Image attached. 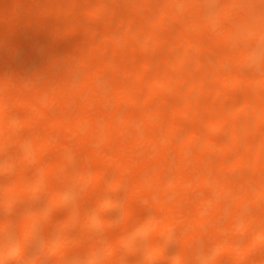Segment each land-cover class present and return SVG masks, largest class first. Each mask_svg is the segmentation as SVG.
<instances>
[{"label": "bare ground", "instance_id": "bare-ground-1", "mask_svg": "<svg viewBox=\"0 0 264 264\" xmlns=\"http://www.w3.org/2000/svg\"><path fill=\"white\" fill-rule=\"evenodd\" d=\"M8 1L5 2L7 3L6 6L1 7L0 5V152L6 147H9L8 150H10L9 141L11 135L15 134V131L11 133L14 130L11 125L16 127V124L17 126L25 124L28 125L27 128L31 127L33 130L26 136V142L21 140L23 136L19 137V142L25 143L26 147L21 152L22 155L20 154L18 159L8 161L9 163L1 166V169L9 170L11 166H15V169L12 168L14 172L16 169L21 170L19 165H22L25 169L29 160L36 159L35 163L37 159L41 158L43 160L42 156L44 155L45 158L47 151L50 152L51 149H58L59 153H55L57 154L55 157L52 154L54 158L49 157L50 160L47 158L45 159L46 162H41L43 167L41 166L35 175H32L30 179L28 178V181L23 179L18 183L13 181L9 187H7V183L2 184L6 186L4 188H8L2 190L3 192L6 191L4 196L10 195L1 199L3 206L7 207L11 203L12 206H10L13 207L16 202L12 203V201L23 200L21 199L22 194L44 189L47 190L44 207L51 211L53 204L57 207L60 198L63 199L65 195L70 194V191L71 194H74L75 191L78 193V187H84L83 184L91 182L90 179H93L92 185L96 186L97 191L92 195V202L89 203L88 207L91 203L92 206L87 212H85V209L84 214L81 213L82 218L77 220L81 223L83 231L88 233V228L91 230V228L96 227V225L93 226V221L99 220L94 218L96 208L107 206V195L104 197L101 192L121 187L120 185L127 179V176L134 174L135 177L131 180L132 182L128 181L129 199H136L133 200L135 203L147 204L150 208L154 207L155 212H147L148 210L145 207L143 209L147 211L143 210L144 214L138 217L137 223L132 228L124 224L123 233L117 237H120V240L117 241L119 244L130 241L131 236L134 234L137 236L144 234L146 237L145 242L149 241L146 242L149 250H141L142 252H150L156 248L154 241L157 244L158 242L162 244L160 242L165 241V239L168 240L169 236L171 238L178 236V242L183 251L179 250V254L177 253L178 258L176 261L178 262L180 259V261L185 259L182 255L186 253V257L188 259L191 257L189 260L192 262L193 259L194 261L196 259L195 262H197L202 258V260L207 261H204L205 263L211 261V254L218 257L219 253L224 252L229 253L235 261H240L245 255L249 256L254 252L259 253L256 249H261L264 255V248H262L264 246V0H124L128 4H122L128 6L125 12H120V15L114 13L116 9H123L116 2L120 0H114V3L111 2V5L108 6L105 4V0H84V5L78 6H85L87 14H91L90 17L93 16L94 18L95 16L97 18L98 16L101 19V14L107 16L110 13L108 18L102 17L103 20L108 19L110 24L118 21L123 29L125 27V30L118 35L113 34L116 33V29H122L119 26L114 32L110 29L112 33L107 32L103 35L99 31L101 26L95 25L96 23L91 24L94 25L91 26L90 23L78 21L81 25L84 23L89 26L85 28L80 27L78 24L80 30L82 28L85 30L83 34L87 37L82 42L79 39L81 43L76 47L73 45L75 48L68 49L70 47L66 46L68 50L64 52H56L59 39H63L65 36L62 33L79 30L78 27L73 24L61 28L64 22L61 26H58V21V25L50 26L53 20L45 16L57 14L60 18L63 15L62 11L64 14L66 13L63 10L64 7L68 8V6L76 5L80 0H61L60 2L53 0L58 4L50 0H42V3L40 0V4H36V0L34 3H24L23 0ZM28 2H31V0ZM118 5L122 9H119ZM115 15L117 16L115 17ZM67 16L70 17V15ZM47 19L52 20L51 23ZM67 19L69 20V18ZM111 19H114V21H111ZM77 20L78 18L75 21ZM170 20L175 22L176 28H173L172 32L167 31L166 34L162 35L163 38L159 43V32L157 30L159 31L160 27L165 29L169 26ZM32 28L36 32L34 36H40L39 32L42 33V31L50 32V34L45 37H35V43L31 42L32 45L28 40L23 39L32 34ZM103 30L106 31L107 28L101 31ZM81 36L83 35L81 34ZM28 37L30 36H27L26 39ZM98 37L100 40L97 42L95 40ZM160 45L163 48L166 46L167 53L171 56L167 57L166 53V57L161 62L162 65L154 59L151 61V58H149L140 60L134 66L128 67L125 65L122 68L116 67L114 61L110 64L106 63L103 56L110 46H115L114 48L110 47V50L120 51L121 56L126 54L122 49L127 50V52L130 50L128 46L133 50L149 51L151 48L160 47ZM170 50L172 53L169 52ZM116 51L114 50V52ZM198 51H202V54H199ZM208 51L213 57L210 58L211 62L214 61L212 63L204 55ZM110 52L114 54L113 51ZM115 55L113 57L116 58ZM129 55L134 57L136 54L132 52ZM129 55L127 53L128 57L133 58ZM210 55L208 53L209 57H211ZM59 59L62 60L60 62L62 65L57 64ZM118 61L120 60L116 62ZM123 61L120 64H124ZM203 62L207 64H203ZM254 63L259 64V70L255 68L256 71L254 69V71L251 70L252 72H247L246 65L254 66ZM25 65L33 69L31 72H27L29 74L25 72L26 69L24 70ZM57 65L61 70L58 71V81L51 74L52 72L55 74ZM152 65L157 68L153 66V69ZM149 69L154 71L152 72L154 74L150 76L148 81L146 80L148 75L145 76V74L148 73L146 71ZM78 70L84 72V74L76 75ZM206 73H209L210 78L217 75L216 80L213 78L211 80L212 82L215 81L214 84L207 82ZM108 84L113 88V92L110 90L113 96L107 94ZM13 85L15 89H12V91H15V93H10L12 91L9 88ZM237 87L239 91L242 90V87L246 88V93L242 90L245 98L242 97L240 101L238 99V103L234 102L233 107L224 103H221L222 106L218 103L221 97L232 96L228 94ZM169 89H174V92L178 94H173L176 97L179 96L174 98L172 95L169 99L173 105L167 100L170 103H166V110L169 108L171 111L169 113H173L169 114L167 118L168 111L158 110V107L155 109L156 107L151 104L163 97L164 92L169 91ZM248 92L252 94L250 95ZM203 94H206L205 99L209 96L208 98H212V101L207 99L208 102H204L205 99L202 100ZM164 98L162 99L164 100ZM172 98H174L173 101ZM184 99L186 104H184ZM139 103L147 107V109L143 108V113L138 114L139 112L137 113L136 110L129 109V107L140 108ZM168 105H172L173 111ZM14 106L17 108L24 107L27 114L23 113L25 116L16 117L19 116L16 115L13 117L14 111L12 110H16ZM52 106H54L53 108L59 106L60 110H57V112L54 110L55 113H53L50 109ZM123 106L126 107V110L129 109V112H124ZM217 109L219 110L216 111ZM226 109L228 112H226ZM8 113H10L12 122L7 128L8 124L6 122L10 121ZM202 113L207 114L203 116ZM236 118L241 122L239 123ZM196 119H198V123ZM203 119L205 125L207 122L208 129H205V126H200L204 122ZM160 124L163 125L162 129L159 127ZM196 126L200 128L198 129ZM226 127L228 132H225L228 135L226 134L227 139L222 144H218L215 139L216 143L211 140L215 129L219 132L224 128L226 129ZM54 129L60 132V136ZM251 133H256L253 135H256L257 139L254 136L253 139H250L252 138ZM57 136L59 138H56ZM12 137L16 138L15 135ZM13 142L11 143L14 144ZM72 143H75L74 147L70 146ZM21 144L17 142L15 145ZM195 147L197 148L194 149ZM214 152L218 156L217 161ZM223 152H232L233 154L228 155L226 153V157L220 160L221 155H224ZM218 160L220 161L218 162ZM48 161L50 162L47 163ZM212 165L213 168H211ZM239 165L247 166L244 167L247 178L245 179L243 175V178L240 179L241 182L233 176L231 178V172L235 171ZM35 167H38V165ZM247 168L249 169L246 170ZM91 170L92 173L90 174L92 176L90 174L88 176L87 172ZM252 170L255 171L253 174L251 173ZM30 171L26 173H30ZM107 172L109 175L115 173L114 176L110 175V179H108L110 183L106 180ZM229 174L230 177H228ZM86 175L87 177H85ZM15 178L17 181L19 176ZM58 179L60 180L58 181ZM72 181L75 184L79 183V186L76 185L73 188ZM192 191L194 195L191 194ZM3 192L0 191V193ZM10 192L15 196L11 195ZM71 194L69 198L75 197ZM88 198L90 199L89 196ZM115 201L117 202V200ZM125 201L129 203V201ZM30 204H28L29 207L35 205L30 206ZM257 204L260 208L258 210H263L261 212L258 210L251 212L252 206ZM11 207H8V209H11ZM131 207L123 209L125 217L134 214L132 213L134 210L129 209ZM248 207L251 208L247 210ZM33 208V212L26 211L23 215L21 214L16 223H13L15 224L14 227L8 225L4 227L5 225L1 221L3 225L0 226L7 228L6 230L13 228L12 232L9 233H14L7 237L0 236L3 237L0 239V264L8 257L6 255L9 253H15L21 258L23 255L22 251L19 252L21 247L27 246L24 245L27 243L26 240L38 231L36 230V224L37 221H41L43 216L42 218L40 216L44 212L37 214V210L35 212V207ZM46 214L48 213H44V216ZM222 217L224 219H221ZM74 220H72V224H74ZM68 223L69 221H66V225H69ZM178 227L181 230L183 229L182 234ZM3 229L0 230V235L4 232ZM57 231L54 234H57ZM58 232L57 236H60L56 238V241L59 240L57 242L59 244L57 246L54 244L56 250L50 251L51 254L55 253L52 255L53 257H58L64 263L70 257V254H66L69 251L66 247L70 248V245L68 241L67 243L63 241L66 236L61 233V230ZM97 234L100 235L95 230L94 237L101 241ZM242 235H244L243 237L246 236L245 239L238 240ZM87 237L81 239L83 244L88 245V257L86 255L87 258H85L87 264H109L107 258L106 260H100V258H105L109 254L113 255L114 249L111 247L113 241L106 239L105 244L100 241L98 243L92 238L91 244L89 242L91 237ZM61 238L62 240H60ZM180 239L182 241H179ZM52 241L50 239L45 240L44 250L41 249L38 256H36V253L35 256L39 259H42L41 256H47L48 254L45 251L51 247L53 248V246H50ZM145 242H142L143 247L146 246ZM191 242H195V244L204 243V250L201 254L199 253L201 257L198 256V260L195 254H198L197 251L200 248L196 250L197 247L194 246L193 249H190L193 256L188 255L190 250L184 251L192 245ZM52 243H55V241ZM75 243L82 244L80 239L76 240ZM102 244H105L107 250L104 249L106 252L104 253L109 254L100 257L101 254L98 256L96 253H98V247L100 249L104 248ZM194 249L195 251H193ZM57 250L60 251L59 256L56 255L59 254ZM61 250H65L63 255ZM64 255H67L66 258L63 257ZM60 256L63 258L60 259ZM207 256L210 257H208V260L206 259ZM36 257H33V261L38 260ZM45 258L47 257L42 260L45 261ZM261 259L257 260L260 261ZM81 260L84 261L81 256L77 257L74 264H81ZM98 260L100 263H98ZM49 261L50 257L46 263H49ZM258 261H249L246 264H250V262L259 264ZM27 262L30 264L32 261L30 259ZM37 262L39 263L40 260L35 261V263Z\"/></svg>", "mask_w": 264, "mask_h": 264}, {"label": "rangeland", "instance_id": "rangeland-1", "mask_svg": "<svg viewBox=\"0 0 264 264\" xmlns=\"http://www.w3.org/2000/svg\"><path fill=\"white\" fill-rule=\"evenodd\" d=\"M8 0H0V5H1V7H3V6H6L7 5V3H5V2H7ZM29 0H23V2L24 3H34L35 2V0H31V2H28ZM39 1L40 0H36V4H40L39 3ZM50 1H53V0H50ZM57 1H61V0H57ZM93 1H96V0H93ZM121 1V0H120ZM120 1H116L118 4H120L121 5V7L123 8H120L119 7V5L117 6L119 9H122V10H124V11H122V10H115V12L114 13H118L119 15L121 14L120 12H125L126 11V7L128 6H126V5H124V4H128V2L127 1H122V2H120ZM8 2H11V1H8ZM55 4L57 3L58 4V2H56V1H53ZM83 2H85L84 0H80L76 5H73V6H68V8H63V10L66 12L65 14H64V12L62 11V13H63V15H61L60 16V18L57 16V14H51V16L50 15H47V16H45L46 18L47 17H49V19H52V20H49V19H47V20H49L48 22L49 23H51V21L53 22V23H55V24H53V23H51L52 25H50V26H53V25H58L57 23L59 22V25L58 26H61L62 25V22H64L63 23V26H61V28H64V27H66L67 25H76V27H78L79 25H80V27H89V26H87V25H85L84 23H87V24H89V25H91V24H94V23H96L95 25H98V26H101V28L102 29H106L107 28V30L106 31H101L102 29L101 28H99L100 30V32H102V34L103 35H105L107 32H109V34L110 33H112V32H114L115 31V29L116 28H119V26H120V28H122V26L118 23V21H116V23H111V24H113V25H111L110 24V22L108 21V19H106V20H103V18H108L109 17V15H110V13H109V15H103V14H101L102 15V17H100L101 19H99L98 18V16H97V18L94 16V18H93V16H91L90 17V13H89V15L87 14V12H86V10H85V6H81V7H79L80 5H84V3ZM110 2V3H109ZM111 2H113L114 3V0H105V4L108 6V5H111ZM115 2V4H117ZM41 3H42V0H41ZM122 3H124V4H122ZM10 4V3H9ZM79 5V6H78ZM112 5H114V4H112ZM36 6H38V5H36ZM75 9V10H74ZM76 9L78 10V11H80L79 13H78V11L76 12ZM82 9V10H81ZM84 10V11H83ZM83 11V12H82ZM69 14H68V13ZM73 12V13H72ZM109 12H111V10H109ZM74 13H76V14H74ZM86 13V14H85ZM105 13H107V12H105ZM104 13V14H105ZM78 14V15H77ZM55 15V16H54ZM67 15H70V17L69 16H67ZM77 15V16H76ZM82 15H84L83 17H82ZM88 15V16H87ZM118 15V16H119ZM72 16H75V17H72ZM79 16V17H78ZM87 16V17H86ZM117 15H115V17H116ZM189 16V15H188ZM50 17H53V18H50ZM69 18V20L67 19V18ZM82 17V18H81ZM46 18H44V19H46ZM65 18V19H64ZM78 18V20L77 21H75L76 19ZM80 18V19H79ZM43 19V18H42ZM99 19V20H98ZM58 21V22H57ZM81 22V21H83L84 23H82V25H84V26H82L81 25V23H79V22ZM103 21V22H102ZM107 21V22H106ZM111 21H114V19L112 20L111 19ZM75 22V23H74ZM48 23V24H49ZM65 24V25H64ZM79 24V25H78ZM110 25V26H109ZM57 26V27H58ZM91 26H94V25H91ZM90 26V27H91ZM116 26V27H115ZM118 26V27H117ZM176 26V24H175V22H173V21H171L170 20V23H169V26H167L165 29L163 28V27H160V29H159V31L157 30V32H159V37H158V42L160 43V40H162V35H164V34H166V32L168 31H171V30H173V28H176L175 27ZM80 27H78L77 29H79V30H74V31H70V32H65V33H62V34H64V35H62V36H64L63 37V39H59V41H58V43L59 44H57V46H56V52H58V51H60V52H64L65 50H68V49H71V48H75L77 45H79L83 40H84V38L85 37H87L86 35H84L83 33H84V29L82 28V30H80L81 28ZM103 27H105V28H103ZM111 27V28H110ZM115 27V28H114ZM165 27V26H164ZM108 29H109V31H108ZM110 29H112V30H110ZM33 30V31H32ZM32 30H31V32H32V34H30V35H27V34H29L28 32H27V36H30L32 39L30 40V37H28V39H26V37L25 36H23V37H25V38H23V39H25V40H28V42H32V43H35L34 42V39H35V37H37L38 36V38H40V36H42V37H45L46 35H48L49 36V34H50V32H44V31H42V33L41 32H39V34H40V36L39 35H37V36H34V35H36V32H34L35 30H34V28H32ZM37 31H41L40 29H36ZM125 30V27H124V29L122 28V29H116V33H113V34H115V35H118V34H120V33H122L123 31ZM81 31V32H80ZM83 31V32H82ZM112 31V32H111ZM34 32V33H33ZM105 32V33H104ZM172 32V31H171ZM38 33V32H37ZM79 33H80V35H79ZM81 34L83 35V36H81ZM101 34V35H102ZM113 34H112V36H113ZM24 35V34H23ZM99 35V34H98ZM48 36L46 37V39L48 38ZM67 36V37H66ZM41 37V38H42ZM207 37V36H206ZM66 38V40H64ZM83 38V39H82ZM42 39H45V38H42ZM79 39H80V41H79ZM95 39V38H94ZM36 40V39H35ZM37 40H39V39H37ZM61 40H63L62 42H61ZM98 40H100L99 39V37H98V39H96L95 41H97L98 42ZM27 42V41H26ZM31 43V44H32ZM61 43H62V45H61ZM76 44V45H75ZM33 45V44H32ZM73 45L75 46V47H73ZM108 45H110V44H108ZM111 45H114V44H111ZM66 46L67 47H70V48H66ZM111 48H114L115 46H110ZM109 47V49L108 50H106L105 51V53L103 54V56H104V59H106V63H108V64H110V62H113L114 61V63L116 64V67H122V68H124L125 67V65L126 66H128V67H131V65L132 66H134L136 63H139L140 62V60H142V59H149V58H151L150 60L152 61V59H154V61H157L159 64H161V62H163V59L166 57L165 56V54L168 52V49L166 48V46H164L165 48H163L162 47V45H160V47H156V48H151L149 51L147 50V51H143V50H138V49H135V50H133V49H131L129 46H128V48L130 49H128L129 51L127 52V50H124V49H122L123 51H125L126 52V54H123V55H121L120 56V54H121V52L120 51H116V49H113V50H110L111 48ZM65 48V49H64ZM125 48H127V47H125ZM114 50L116 51V52H114ZM121 50V49H120ZM131 50H133L132 52L133 53H135L136 55L133 57V55H129V54H131L132 52H131ZM110 51H113L114 52V54L112 53V52H110ZM118 52V53H117ZM130 52V53H129ZM142 52V53H141ZM169 52H171L172 53V51L170 50ZM117 53V54H116ZM127 53H128V55L129 56H132L133 58H131V57H128L127 56ZM198 53L199 54H202V51H198ZM208 53H209V55H210V52L208 51ZM208 53L206 52V53H204V55L205 56H207L208 57V60L210 61V58H213L211 55V57H209L208 56ZM60 54H62V53H60ZM116 54V55H115ZM170 54V53H169ZM174 54V53H173ZM193 54H195L194 52H193ZM213 54V53H212ZM117 56L116 58H119V59H116L115 57H113V56ZM126 55V56H125ZM196 55V54H195ZM217 55V54H216ZM215 55V56H216ZM169 55H168V53H167V57H168ZM192 56V55H191ZM202 56V55H201ZM200 56V57H201ZM106 57V58H105ZM110 57V58H109ZM115 58L114 60H113V58ZM169 57H171V56H169ZM109 58V59H108ZM112 58V59H111ZM125 60H124V59ZM199 58V57H198ZM202 58V57H201ZM215 58V57H214ZM217 58V57H216ZM122 59V60H121ZM127 59V60H126ZM133 59V60H132ZM117 60H120V61H118V62H116ZM124 60V61H123ZM207 60V61H208ZM216 60V59H215ZM58 61V63L57 64H61L62 65V63H60L62 60H57ZM125 62L124 64L122 63V64H120V62ZM132 61H134V62H132ZM206 61V60H205ZM212 62H214V61H212ZM211 61H210V63H212ZM130 63V64H129ZM157 63V64H158ZM120 64V66H118ZM203 64H207V63H205V62H203ZM258 64V63H257ZM257 64H255L254 63V66L253 65H246V70H247V72L248 71H254V69L256 68L257 70H259L258 69V67H259V64L257 65ZM81 65H83V64H81ZM162 65V64H161ZM256 65V66H255ZM29 66V65H28ZM58 66V67H57ZM56 66V71H55V74H54V72H52L51 74L53 75V77H55V80L56 81H58L57 80V78H58V74H59V72L61 71L60 70V67H59V65H57ZM78 66H80V65H78ZM154 65H152L151 67H153ZM206 66V65H205ZM204 66V67H205ZM253 66V67H252ZM261 66V65H260ZM150 67V68H151ZM154 67H156V66H154ZM154 67H153V69H154ZM158 67H160L159 65H158ZM250 67H252V68H250ZM59 68V69H58ZM82 68H85V67H82ZM122 68H119V69H122ZM157 68V67H156ZM162 68V67H161ZM164 68V67H163ZM228 68H229V66H228ZM227 68V69H228ZM245 68V67H244ZM28 70V71H26V70ZM78 69V68H77ZM226 69V70H227ZM256 69H255V71H256ZM24 70H25V72L27 73V72H31V70H33L32 69V67H27V65H25V67H24ZM158 70V69H157ZM229 70V69H228ZM231 70V69H230ZM233 70V69H232ZM245 70V69H244ZM243 70V71H244ZM59 71V72H58ZM150 71H151V73H150ZM204 71V70H203ZM251 71V72H252ZM146 72H148V73H146L145 74V76L146 75H148L147 76V78H146V80H148L149 78H150V76H152L154 73H152V72H154V71H152L151 69H149V70H147ZM217 72V71H216ZM226 72V71H225ZM151 75H150V74ZM27 74H29V73H27ZM77 74H84V72H80V70H78V72H76V75ZM74 75V74H73ZM206 80H207V82L208 83H212V84H214L213 82H215V81H211L212 80V78L213 79H215L216 80V78H218V77H216V76H211L212 78H210V76H209V73L207 74L206 73ZM229 75V74H228ZM209 76V77H208ZM223 76V74L221 75V77ZM30 77V76H29ZM39 78H41V77H39ZM121 78H122V76H121ZM41 79H43V78H41ZM39 81H41V80H39ZM149 81V80H148ZM218 81V80H217ZM243 86V85H242ZM244 87V86H243ZM241 88L245 93H246V91H245V89L244 88ZM10 89V91H12V89H15V86L13 85V86H11V88H9ZM106 90H107V94L108 95H110V96H113V95H111V94H113L112 92H113V88H111V86L108 84L107 85V88H106ZM112 92H111V91ZM242 90L241 91H239V89H238V87L237 88H235V90L233 91V92H231V93H229L228 95H232V96H229V97H227V95L226 96H223V97H221L220 99L221 100H218V103L220 104V105H222L223 103L225 104V105H228V106H230V107H233V103L234 102H237L238 103V99H239V101L240 100H242V97H244L243 96V94H244V92H242ZM10 91H7V92H10ZM239 91V92H238ZM248 91V90H247ZM264 91V90H263ZM108 92H111V93H108ZM239 94H238V93ZM242 92V93H241ZM10 93H15V91H12V92H10ZM165 94L163 95V97H160L159 99H157V101L156 102H154V103H152L151 105H153L154 107H156L155 109H157V107H158V110H161V111H168V114H167V118H168V115L169 114H173V113H169V112H171L170 110H169V108H168V110H166V103H170L171 101L169 100V99H171V97H172V95H173V97L175 98L176 96L175 95H177L175 92H174V89L172 90V89H169V91H165L164 92ZM175 95H174V94ZM249 93V92H248ZM250 94V93H249ZM252 94V93H251ZM250 94V95H251ZM259 94V93H258ZM262 94V93H261ZM204 95V94H203ZM203 95H202V97H203ZM240 95H242V96H240ZM257 95V94H256ZM12 96V95H11ZM179 96V95H178ZM178 96L176 97V98H178ZM205 96H206V94L204 95V97H203V101H204V99H205ZM247 96H248V94H247ZM165 97V98H164ZM209 96H207V99H210V101H212L211 99L212 98H208ZM241 97V98H240ZM249 97V96H248ZM256 97V96H255ZM162 98H164V100L166 101H164ZM174 98H172V101H173V99ZM245 98V97H244ZM257 98V97H256ZM259 98L261 99V97H260V95H259ZM264 98V97H263ZM10 99V98H9ZM163 100V102H161L162 100ZM207 99H205V101L204 102H208L207 101ZM252 99V98H251ZM167 100H169L170 102H168ZM237 100V101H236ZM184 101H185V99H184ZM177 102V101H176ZM182 102V101H181ZM222 103V104H221ZM125 104H127V103H125ZM171 104H172V102H171ZM184 104H186V101H185V103ZM183 104V105H184ZM204 104V103H203ZM240 104H241V102H240ZM137 105H138V103H137ZM147 105H150V104H147ZM173 105V104H172ZM172 105L170 106V105H168L170 108L172 107ZM202 105V104H201ZM126 106V105H125ZM127 106H129V105H127ZM139 106H140V108L139 107H136V108H134V107H129V109H131V110H136V112L138 113V114H140V113H143L142 111H144V109H147V107H146V105H143L142 103H139ZM142 106V107H141ZM215 106V105H214ZM223 106V105H222ZM222 106H220V107H222ZM235 106H236V104H235ZM240 106V105H239ZM15 107V106H14ZM54 106H52L50 109H51V112H53V113H55V112H57V110L59 111L60 110V107L59 106H57L56 108H53ZM154 107H153V109H154ZM165 107V108H164ZM16 108V110L14 109V110H12V111H14L13 112V117H15L16 115H19V116H16V117H20V116H23L24 114L26 115L27 114V111H26V109H24V107L22 108L21 106H20V108H17V107H15ZM128 108V107H127ZM134 108V109H133ZM144 108V109H143ZM160 108V109H159ZM202 108V107H201ZM216 108H217V106H216ZM227 108V107H226ZM237 108H238V106H237ZM8 109V108H7ZM9 109H12V108H9ZM19 109V110H18ZM21 109V110H20ZM23 109V110H22ZM129 109H127L126 110V107H124L123 106V111L124 112H129ZM139 109V110H138ZM228 109V108H227ZM227 109H226V112H228L227 111ZM234 109H235V107H234ZM54 110H56L55 112H54ZM171 110L173 111V109L171 108ZM219 109H217L216 111H218ZM9 111V110H8ZM16 111V112H15ZM24 111V112H23ZM26 111V112H25ZM200 111H202V110H200ZM199 111V112H200ZM220 111H221V109H220ZM223 111V110H222ZM232 111V110H231ZM50 111L48 112L49 114L51 113ZM15 113H17V114H15ZM24 113V114H23ZM163 113V112H162ZM10 113H8V118L10 119V121L8 122H6L7 124H8V126H6L7 128L11 125V118H10V115H9ZM166 114V113H165ZM200 114H201V112H200ZM203 114V116H206V114L207 113H202ZM209 114V113H208ZM24 115V116H25ZM11 116H12V114H11ZM190 116V115H189ZM248 116V115H247ZM12 117V118H13ZM170 117V116H169ZM249 117V116H248ZM22 118V117H21ZM193 118V117H192ZM243 118V117H242ZM190 119H191V117H190ZM190 119H188L189 121H190ZM202 119V118H201ZM201 119H199V120H201ZM237 119V118H236ZM15 120H16V118H15ZM15 120H13V121H15ZM122 120H124L123 118H122ZM193 120V119H192ZM204 120V119H203ZM242 120V119H241ZM237 121H239V123L241 122L239 119H237ZM165 122H166V120H165ZM192 122V121H191ZM190 122V123H191ZM193 122H195L194 120H193ZM192 122V123H193ZM196 122L198 123L199 121H198V119H196ZM203 122V121H202ZM15 123V122H14ZM205 123V120H204V122H203V124L201 123H199L200 124V126L202 125V126H205V129H208V127H207V122H206V125L204 124ZM6 124V125H7ZM18 124H20V123H18ZM23 125H25V124H22V125H20V126H17V124H16V127L14 126V125H11V126H13L14 128V130L11 132V133H14V131H15V134H13V135H15V137L16 138H14V137H12L13 135H11V139H10V150H8V148L9 147H6L4 150H2L1 152H0V185H2V184H4V183H7V187H9L10 185H11V183L14 181V182H19L21 179H23V180H26V181H28L31 177H32V175H35V173H37L36 171H39L40 169L39 168H41V166L43 167V164L41 163V162H46L45 161V159H47L48 158V160H50V158H54L55 156H57V154L59 153V150L58 149H51L50 150V152L49 151H47L48 153H50V154H48L47 153V155H45L46 157L44 158V155L42 156L43 157V160L40 158V159H37V162L38 161H40V160H42V161H40V162H38V164H37V162L35 163V161H36V159H32V160H29L27 163H26V166H25V169H23V167H22V165L20 166L19 165V167H21L20 169L21 170H18V169H16V170H14V172H13V169H15L16 167L15 166H11L10 164H9V166H11L10 168H9V170H2L1 169V166H4V165H6L5 163H9L10 161H13V159H18V157L20 156V154H21V152H23L25 149H26V147H25V143L23 144V142H19V137H21V136H23V137H21V140L23 141V140H25V142H26V136L28 135V134H30L31 132V130H33V129H31V127L30 128H27L28 127V125H25V126H23ZM188 125V124H187ZM5 126V125H4ZM22 126V127H21ZM162 126L163 125H161L160 124V128L162 129ZM197 127V126H196ZM262 127V126H261ZM187 128H189V127H187ZM198 129L200 128V127H197ZM263 128H264V126H263ZM16 129H17V131H16ZM204 129V128H203ZM223 129V128H222ZM7 130H9V129H7ZM19 130H21V131H19ZM29 130V131H28ZM228 129H227V127H226V129L224 128L223 130H221V131H216V129L213 131V133L214 134H212V138H211V140H213L214 142H215V140H216V142L218 143V144H222V142L225 140V139H227V131ZM262 130V129H261ZM54 131L60 136V132L58 131V130H56V129H54ZM205 131V130H204ZM207 131V130H206ZM225 131H227V132H225ZM55 132H52V133H55ZM23 133V134H22ZM185 133H186V131H185ZM19 134V135H18ZM227 134V135H226ZM253 134H256V133H251L250 134V136L252 137V138H250V139H253V136L254 137H256V135H253ZM54 136H56V135H54ZM18 137V138H17ZM209 137H210V135H209ZM24 138V139H23ZM56 138H59L58 136L56 137ZM55 138V139H56ZM215 139V140H214ZM249 139V138H248ZM256 139H257V137H256ZM15 140V141H14ZM217 140H220V141H217ZM14 141V142H13ZM57 141H58V139H57ZM228 141V140H227ZM11 142H13L14 144H12ZM17 142H18V144H21V145H15V144H17ZM215 142V143H216ZM199 143V142H198ZM228 143V142H227ZM211 144V143H210ZM12 145V146H11ZM195 146H197L196 144H194ZM212 145V144H211ZM217 145V144H216ZM224 145H225V143H224ZM70 146H72V147H74L75 146V143H72V144H70ZM201 146V145H200ZM199 146V147H200ZM12 147V148H11ZM25 147V148H24ZM211 147H213V146H211ZM14 148V149H13ZM197 147H195L194 149H196ZM108 149V148H107ZM12 150H14V151H12ZM190 150H192V148H190ZM213 150V149H212ZM9 152V154H8V152ZM12 151V152H11ZM15 152V153H14ZM197 152V151H196ZM217 152V151H216ZM227 152H229V151H227ZM227 152H223L224 153V155H221V158H220V160H222L223 159V157H226V153ZM55 153H57V154H55ZM54 155V157H53V155ZM67 154V153H66ZM69 154V153H68ZM200 154V153H199ZM214 155H215V152L213 153ZM228 155H231V154H233L232 152L231 153H227ZM22 155V154H21ZM211 157H212V154L210 155ZM216 156V161H217V158H218V156L217 155H215ZM233 156V155H232ZM50 157V158H49ZM171 157V156H170ZM230 157V156H229ZM7 158V159H6ZM225 159V158H224ZM227 159H228V157H227ZM232 159V158H231ZM52 160V159H51ZM220 160H218V162L220 161ZM7 161V162H6ZM9 161V162H8ZM50 161H48L47 163H49ZM47 163H45V164H47ZM30 164V165H29ZM45 164H44V166H45ZM219 164V163H218ZM8 165V164H7ZM15 165H18V164H15ZM33 165H38V167H35V166H33ZM213 165H216V164H213ZM213 165L211 166V168H213ZM31 166V167H30ZM18 167V166H17ZM18 167V168H19ZM71 167V166H70ZM215 167V166H214ZM244 167H247V166H245L244 165ZM244 167H243V165H239V166H237V168H236V170L235 171H233V172H231V178H232V176L235 178V179H239V181H240V179H242L243 177H245V179L247 178L246 176H245V171H244ZM13 168V169H12ZM29 168H31V169H29ZM8 169V168H7ZM28 169V170H27ZM34 169V170H33ZM216 169V168H215ZM214 169V170H215ZM249 168H247L246 170H248ZM30 170H32V171H30ZM18 171H20L19 173H15V172H18ZM27 171H30V173L28 172V173H26ZM216 171V170H215ZM253 171V170H252ZM22 172V173H21ZM115 172H116V170H115ZM214 172V171H213ZM218 172V171H217ZM243 172H244V174H243ZM255 171H253V172H251L252 174L254 173ZM90 173H92V170L91 171H89V172H87V175L88 174H90ZM215 173V172H214ZM248 173V172H247ZM257 173V172H256ZM15 174H17L16 176H17V178H18V176H19V178L17 179V181H16V176L14 177V175ZM28 174V175H27ZM82 174H85V173H82ZM249 174H250V171H249ZM258 174V173H257ZM87 175L85 176V177H87ZM110 175H112V174H110ZM110 175H109V173L107 172V174H106V180L108 181V179H110ZM114 175H115V173H114ZM114 175H112V176H114ZM244 175V176H243ZM251 175V174H250ZM255 175V174H254ZM89 176V175H88ZM90 176H92V174H90ZM111 176V177H112ZM131 176V177H130ZM243 176V177H242ZM134 177H135V175L133 174V175H129V176H127V179L123 182V184H121L120 186L121 187H117L116 189L114 188V190H107V192L106 191H104L103 190V192H101L103 195H104V197H105V195H107L106 196V199H107V201L109 202H107L106 204H107V206L106 205H104L103 206V208H96L97 210H96V213H95V215H94V218H97V219H99V220H94L93 221V226H95L96 225V227L95 228H91V230H90V228H88V230H89V232L88 233H86V232H84L83 231V228L81 227V223L79 222V221H77V220H79L78 218H82V214H84L83 213V211H85V209H86V211L85 212H87L88 211V209L92 206V203L90 204V207H88L89 206V203L90 202H92V195L94 194V192H96L97 191V188H96V186L95 185H92L93 184V179H90V181L91 182H87V181H85V182H87L86 184H83V185H85L84 187H78L79 185V183H77V184H75L74 182H76V180H74V182L72 181L71 182V185L73 186V188H75V186L76 185H78L77 187H78V193H76L77 191H75L74 192V194H71L72 192L70 191V194L72 195V196H75V197H70L69 198V195L70 194H68V195H65L64 197H63V199H59V201L57 202V203H59V204H57V207H55V204H53V206H54V208H53V206H52V209H51V211H49L48 210V208H46V207H44L45 205V200H44V198H45V196H46V191L47 190H44V189H39V190H37V191H33V192H31V193H24V194H22L21 195V199H23L22 201H20V200H14V201H12V203H14V202H16V203H14V206L13 207H11L12 205H11V203L7 206V207H5V206H3V203H2V200L1 199H4V198H6L7 196H10V195H8L7 194V196H4L5 194H4V192H6V191H2L3 189H8V188H4V187H6V186H0V191L1 192H3V193H0L1 195V197H3V198H1L0 197V225L2 224V222L1 221H3V223H4V227H7V225L8 226H12V227H14V225L15 224H13V223H16V220L17 219H19V217L21 216V214L23 215V213H26V211H32L33 212V210L32 209H34L33 207H35V212H36V210H37V214H39V213H41V212H44V213H48V214H46L45 216H44V213H43V215H41L40 217L42 218V216H43V218L41 219V221L39 222V221H37L38 223L36 224L37 226H36V230H38V231H36V232H34L33 233V235H31L32 237H29L28 238V240H26V244H24V245H27V246H22L21 247V249H20V251L19 252H21V253H23V255H22V257L20 258V257H18L17 255H15V253L14 254H12V253H9L8 255H6V257L7 258H5V260L3 261V263H1V264H28V260H30L31 259V261L32 262H34V263H30V264H40V263H42L43 264V262H45V264H59V263H63L62 261H60L59 259H58V257H53L52 255L53 254H55V253H53V254H51V251L50 250H56L55 249V245L57 246L59 243H57V242H59V240L58 241H56L57 239L56 238H58L59 236H57L58 235V231H60L61 230V233L64 235V236H66V239L65 240H63V241H65V243H67V241H68V244L70 245V248L67 246L66 248H68L69 249V251L65 248V250L66 251H68V252H66V254H70V257L63 263V264H74V262H75V260H77V257H80L81 256V259H84V261L83 260H81L80 261V263L81 264H87V259H85V258H87L88 257V245L87 244H83L82 242V240L83 239H86V238H88L87 236H90L91 238H90V243L92 244V238H94L97 242L98 241H100V239L99 240H97L95 237H94V234H95V230H96V232L97 233H99L100 235H101V237H100V235H98V237L99 238H101V243H105L106 244V239H111V241H113V242H111L112 243V246L111 247H113V249H114V252H113V255L112 254H109V253H107V254H109L108 256H105V258H103L102 256L103 255H107V254H105L106 252L104 251V249H105V244H102V247H104V248H101L100 249V247H98L97 245H100V244H97V245H95V246H97L98 248H99V250H98V253H96L98 256H100V254H101V256L100 257H102V258H100V260H106V258H107V260L109 261L108 263L109 264H209V263H211V264H230V263H233V264H246V263H248L249 261H254V262H257L258 260L257 259H261V257H262V262H261V260L260 261H258L259 262V264H261V263H263L264 264V255H263V251H261V249H256V251H258L259 253H256V252H254V251H252V252H254V253H252V254H250L249 256H244V258L243 259H240V261H235V260H233L232 259V257H230V255H229V253L227 254V252H224V253H219L218 254V257H217V255H212L211 254V261L209 262L208 261V263H205V262H207V261H205L204 259L202 260V258H200L201 259V261H199L200 259H199V257H201L200 256V254H201V252L204 250L203 249V242H200V243H202V244H195V242L193 243V242H191L190 244H192L191 246H189V248H186V249H184V251H186V250H190V249H193V247L195 246V248H196V250H198L199 248V251H197L198 252V254L196 253L195 255L197 256V262H195L196 261V259H195V261H194V259H193V262L191 261V260H189L191 257H189V259L186 257V254L185 255H182L183 256V258H185L184 260H182V261H180L179 260V262L178 261H176L177 260V253L179 252V250H181L182 248H181V246L179 245V242H178V236L176 237V238H171L170 236H169V239L168 240H166L165 239V241H163V242H160V243H162V244H159V242H158V244L156 243V241H154L155 242V244H154V246L156 247V248H154L155 250H153V251H150V252H148V251H145V252H142V250L141 249H145V250H149L148 249V245H147V243L146 242H149V241H146L145 242V236H144V234L141 236V235H139V236H137V235H132L131 236V239H130V241H128V242H126V243H121V244H119L117 241L118 240H120V237L119 238H117L119 235H121L123 232L122 231H124V230H122L123 229V225L125 224V225H127V227H129V228H132L133 227V225H135V223H137V219H138V217L140 216V215H143L144 214V211H147V212H155V208L154 207H152V208H150V206H147V204H140V202H136L135 203V201H133V200H136V199H129V197H128V193H129V182H132L131 180H133L134 179ZM228 177H230V174H229V176ZM227 177V178H228ZM251 177V176H250ZM249 177V178H250ZM29 178V179H28ZM59 178V177H58ZM28 179V180H27ZM61 179V178H60ZM60 179H58V181L60 180ZM85 179V178H84ZM84 179L82 180L83 182H84ZM8 180V181H7ZM10 180H12L11 182H10ZM57 180V179H56ZM244 180V179H243ZM78 181V180H77ZM129 181V182H128ZM10 182V184H8ZM109 182V181H108ZM241 182V181H240ZM240 182H238V183H240ZM245 182V181H244ZM107 183V182H106ZM110 183V182H109ZM108 183V184H109ZM74 184V185H73ZM86 185H88V187H86ZM13 186H15V184H13ZM108 187H110V185H108ZM10 188H12V187H10ZM84 189V190H79V189ZM71 189H72V187H71ZM107 189H109V188H107ZM74 190V189H73ZM76 190V189H75ZM89 190V191H88ZM7 191H9V190H7ZM81 191V192H80ZM194 191V190H193ZM193 191L191 192V194H193L194 195V193H193ZM37 192V193H36ZM84 192H86L87 194H85ZM196 192V191H195ZM11 193V192H10ZM107 193V194H106ZM101 194V195H102ZM11 195H13V193H11ZM86 195V196H85ZM13 196H15V195H13ZM88 196L90 197V199L88 198ZM20 197V196H19ZM8 198H10V199H12L11 197H8ZM127 198V199H126ZM18 199H20V198H18ZM91 200V201H89V200ZM129 199V200H128ZM115 200H117V202L115 201ZM125 200H127V201H129V203L128 202H126ZM80 201V202H79ZM263 201V200H262ZM113 202V203H112ZM131 202H133V203H131ZM1 203H2V205H1ZM31 203V204H30ZM78 203V204H77ZM81 203V204H80ZM83 203V204H82ZM118 203V204H117ZM124 203H126V204H124ZM143 203H145V202H143ZM264 203V202H263ZM28 204H30V206H32L33 204H35V205H33V207H29V205ZM11 205V206H10ZM118 205H120V206H118ZM141 205H143V206H141ZM263 205V204H262ZM261 205V206H262ZM132 206V207H131ZM8 207H11V209L9 210L8 209ZM50 207V206H49ZM126 207H131V208H129L130 210H134L132 213H134L133 215H131V216H128V217H125V215H124V210L126 209ZM135 207V209H133ZM147 208V210H144L143 208ZM30 208V209H29ZM251 208V207H250ZM249 207H248V209L247 210H249L250 209ZM263 208V207H262ZM50 209V208H49ZM124 209V210H123ZM258 209H260L259 208V204H257V205H255V206H252V208H251V212L252 211H255V210H258ZM6 210H7V212H6ZM144 210V211H143ZM153 210V211H152ZM263 210V209H262ZM261 210V211H262ZM258 211H260V210H258ZM260 211V212H261ZM69 213H71V214H69ZM82 213V214H81ZM137 213H139L138 214V216H136L137 215ZM253 214V213H252ZM255 214V213H254ZM69 215V216H68ZM18 216V218H16ZM71 216H74L73 218L71 217ZM76 216V217H75ZM135 216V217H134ZM38 217V216H37ZM224 217H226V216H224ZM73 219H75L73 222H74V224H72V220ZM135 219V220H134ZM218 219V218H217ZM221 219H224L223 217L221 218ZM227 219V218H226ZM66 221L68 222L69 221V225H66ZM220 221V220H219ZM223 221V220H222ZM221 222V221H220ZM219 222V223H220ZM7 223H9V224H7ZM100 223V224H99ZM12 224V225H11ZM39 224V225H38ZM98 224V225H97ZM132 224V225H131ZM3 225V224H2ZM64 225V226H63ZM39 226V227H38ZM4 227H2V226H0V228H4ZM126 227V226H125ZM175 227H177V226H175ZM174 227V228H175ZM9 228V227H8ZM2 229H0V230H2ZM7 228H4L3 230H4V232H2V234L0 235V236H2L3 235V237H7L8 235H13V233H9V232H12V230H13V228L12 229H8V230H6ZM56 230H58L57 231V234H54L55 232H56ZM173 230H175V229H173ZM178 230L180 231V233L182 234V230H181V228H179L178 227ZM177 229H176V231H178ZM84 233H86V234H84ZM92 233H93V235H92ZM174 234V233H173ZM177 235V234H176ZM175 235V236H176ZM179 235V234H178ZM86 236V237H85ZM96 236V235H95ZM107 236H109V237H107ZM135 236H137V237H135ZM150 236V235H149ZM244 235H242V237H239V239L238 240H240V239H245V237H243ZM3 237H0V239L1 238H3ZM52 237H54V239H52ZM104 237V238H103ZM63 238V237H62ZM62 238L60 239V240H62ZM80 239V243H82V244H76L75 243V241L76 240H78V239ZM117 238V239H116ZM150 238H154V237H150ZM223 238H224V236H223ZM226 238V237H225ZM247 238H248V236H247ZM53 240V241H55V243H52L51 242V244H50V246H53V248L51 247L50 249H47V251H45V253L46 254H48L47 256H41V258L43 259L44 257H47V258H45V261L44 260H42V259H39L38 257H36V256H38V252H40V250L41 249H43L44 248V241L45 240ZM82 239V240H81ZM113 239V240H112ZM148 240H150L149 238H147ZM163 239V238H162ZM182 239V238H181ZM179 240V241H182V240ZM158 240H159V238H158ZM157 240V241H158ZM62 241V242H63ZM87 241V240H86ZM134 241V242H133ZM167 241V242H166ZM70 242V243H69ZM89 242H87V243H89ZM145 242V247H143L144 246V244L143 243ZM99 243V242H98ZM137 243V244H136ZM180 243H182V242H180ZM46 244V243H45ZM55 244V245H54ZM124 244V245H123ZM141 244V245H140ZM150 244H153V243H150ZM64 245V244H63ZM76 245H78V246H76ZM264 245V244H263ZM60 246H62V245H60ZM184 246V245H183ZM188 246V245H187ZM46 247V246H45ZM59 247V246H58ZM63 247H65V246H63ZM89 247H90V245H89ZM48 248V247H47ZM262 248H264V246H262ZM59 249V248H58ZM61 249H63V248H61ZM35 250H38L37 252L35 251ZM44 250V249H43ZM64 250V251H65ZM97 250V249H96ZM106 250V249H105ZM58 252L57 253H59L60 251L59 250H57ZM63 250H61V253H62V255L64 254L63 252H64ZM107 251V250H106ZM182 251V250H181ZM193 251H195V249L193 250ZM19 252H16V253H19ZM70 252V253H69ZM105 252V253H104ZM183 252V251H182ZM191 252V253H190ZM190 252L188 253V255L189 254H191L192 255V250H190ZM260 252H262V253H260ZM34 253V254H33ZM35 253L37 254L36 256H35ZM42 253V252H41ZM104 253V254H103ZM200 253V254H199ZM11 254V255H10ZM90 254V253H89ZM179 254V253H178ZM249 254V253H248ZM13 255H15V256H13ZM33 255V256H32ZM57 256H59L60 255V253L59 254H56ZM86 255H87V257H86ZM112 255V256H111ZM181 255V254H180ZM190 255V256H191ZM194 255V256H195ZM19 256H21V255H19ZM55 256V255H54ZM65 256H67V255H64L63 257L64 258H66ZM85 256V257H84ZM98 256H96V257H98ZM146 256H148V257H146ZM193 256V255H192ZM199 256V257H198ZM33 257H36V259H38V260H40V262L38 263H35V261H38V260H35V261H33L34 260V258ZM49 257H50V261H49V263H46L47 262V260L49 259ZM61 257V256H60ZM63 257H61L60 259H62ZM180 257V256H179ZM208 257L209 256H207L206 257V259L208 260ZM209 257V258H210ZM147 258V259H146ZM193 258V257H192ZM98 259H99V257H98ZM257 260V261H256ZM83 261V262H82ZM205 261V262H204ZM213 261V262H212ZM27 262V263H26ZM30 262V261H29ZM200 262V263H199ZM261 262V263H260ZM98 263H100V261L98 260ZM76 264H78V263H76ZM100 264H102V263H100ZM105 264H107V263H105ZM250 264H253V263H251L250 262Z\"/></svg>", "mask_w": 264, "mask_h": 264}]
</instances>
